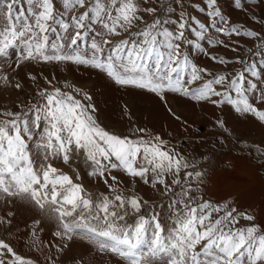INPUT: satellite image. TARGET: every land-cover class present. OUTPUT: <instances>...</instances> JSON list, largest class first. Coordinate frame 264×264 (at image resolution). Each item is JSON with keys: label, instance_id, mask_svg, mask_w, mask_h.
I'll return each mask as SVG.
<instances>
[{"label": "snow or ice", "instance_id": "1", "mask_svg": "<svg viewBox=\"0 0 264 264\" xmlns=\"http://www.w3.org/2000/svg\"><path fill=\"white\" fill-rule=\"evenodd\" d=\"M202 2L203 21L182 10L177 15L171 4L158 9L151 0H0V59L23 45L13 65L0 67V92L23 93L25 84L17 74L21 65H75L95 70L122 89L154 94L166 105L167 95L174 93L217 108L228 105L264 122V107L256 106L264 103V60L217 57L201 43L236 52L211 33L243 36L257 50L253 55L264 56V16L251 15L262 26L255 30L226 19L219 0ZM233 4L249 10L246 0ZM185 45L208 55L214 65L240 68L210 71L190 59ZM27 80L34 85L31 102L0 104V264H40L6 238L18 230L17 211L38 213L27 226V246L39 252L47 248L45 264H89L92 251L124 264H264V229L237 227L242 214L235 207L205 199L200 194L205 172L197 163L146 127L130 125L127 134L107 127L93 96L67 79L57 86L55 75L45 76L42 87L29 72ZM124 115L131 121L126 105ZM217 124L225 128L223 120ZM80 159L107 193H93L80 182L73 167ZM115 171L166 195L167 217L157 205L134 224L121 223L129 209L141 213L148 201L135 189L126 195ZM42 219L55 222L47 244L40 238ZM77 241L83 250L67 256Z\"/></svg>", "mask_w": 264, "mask_h": 264}, {"label": "rangeland", "instance_id": "2", "mask_svg": "<svg viewBox=\"0 0 264 264\" xmlns=\"http://www.w3.org/2000/svg\"><path fill=\"white\" fill-rule=\"evenodd\" d=\"M59 3V0H57ZM158 9H163L165 5L171 4L176 8L178 15L182 10L185 14L195 16L202 21L205 14L199 13L198 8L204 6L202 0H151ZM249 6L248 11L238 10L234 7L233 0H219V6L225 14V18H230L231 22L243 27L260 30L261 25L255 24L251 20V15L264 16V3L260 0H246ZM189 39H195L192 33H187ZM213 38L224 39L237 48L233 52L230 48L211 47L206 41L201 42L210 55L228 58L244 57L246 62L259 63L264 60V56L253 55L257 50L253 47L250 39L243 36L222 37L213 31ZM51 39H56L55 34H51ZM23 45L10 51L9 57L0 59V67L13 65L22 54ZM252 51H249V50ZM184 51L195 63L208 67L210 71L227 72L229 68L238 71L240 66L233 63L228 66L214 65L208 55L198 52L189 45L184 46ZM63 69V70H62ZM37 75L39 84L47 86L44 77L51 79L56 77L57 86L63 84L65 79L69 83L83 88L93 96V102L97 105L98 116L104 125L117 132L127 134L132 127H146L150 135H160L169 148L183 155L189 161L195 162L199 169L205 172L204 182L200 186V194L205 199L223 206L225 204L235 207L236 214L240 216L237 227H246L251 224L258 225L264 229V122L252 114L237 113L228 105L217 108L209 102L196 103L177 94L169 93L166 97L167 105L154 94L141 90L122 89L111 84L101 74L95 70L75 65H53L28 63L21 65L17 69V74L25 84L22 94H11L0 92V104H8L11 100L31 102L33 93V82L27 80V73ZM202 82H197V84ZM196 85H193L195 87ZM256 103L255 96L250 97ZM125 105L130 110L131 121L124 115ZM257 107H264V103H256ZM179 116L177 120L172 112ZM218 120H223L225 128H220ZM68 171V166L60 165ZM80 172L81 181L89 191L107 193V188L98 179L87 175V167L80 159L73 164ZM192 169H188L191 171ZM122 181L121 189L128 194L129 189H135L139 195L148 201L141 213L128 210L121 223L132 225L139 215H151L154 206L159 205L158 211L164 217L168 215V197L160 192L154 191L141 181L133 182L129 177L119 171L113 172ZM111 182V181H110ZM26 207L20 205V208ZM243 215L254 217L253 221L243 219ZM38 213L31 211H17L15 218L18 230L6 238L14 245L16 250L25 256H32L39 260L40 264H45L44 253L33 251L27 246L29 239L27 226L31 220L37 218ZM43 232L40 233L41 240L47 244L53 238L51 233L55 231V222L51 220L41 221ZM0 235H3L0 232ZM77 247L72 248L67 256L82 251L81 242H76ZM62 256L61 259H65ZM86 259L89 264H124V262L111 254H97L90 252Z\"/></svg>", "mask_w": 264, "mask_h": 264}]
</instances>
